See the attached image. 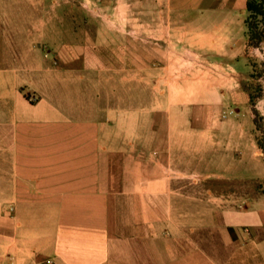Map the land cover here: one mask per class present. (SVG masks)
<instances>
[{
	"label": "crops",
	"instance_id": "obj_1",
	"mask_svg": "<svg viewBox=\"0 0 264 264\" xmlns=\"http://www.w3.org/2000/svg\"><path fill=\"white\" fill-rule=\"evenodd\" d=\"M246 3L0 0V264H264Z\"/></svg>",
	"mask_w": 264,
	"mask_h": 264
},
{
	"label": "rangeland",
	"instance_id": "obj_2",
	"mask_svg": "<svg viewBox=\"0 0 264 264\" xmlns=\"http://www.w3.org/2000/svg\"><path fill=\"white\" fill-rule=\"evenodd\" d=\"M247 55L252 67V74L249 81L252 102L249 101L248 103L250 113H248L249 117L247 120L249 121L248 125L253 126V135L256 137V142L261 145V147L259 145L258 147L261 150V157L264 160V42L258 47L249 50ZM237 109L239 110V115L234 114L230 116L232 118L240 117L243 121L246 120L243 116L245 108L238 105ZM188 182L191 181H177V185ZM192 182V190L196 198L205 196L207 190L214 196L220 197V199L232 204H235L234 201L239 202L240 195L242 196V200H245L246 196H264V179L235 182L230 179L209 178L205 180L194 179Z\"/></svg>",
	"mask_w": 264,
	"mask_h": 264
},
{
	"label": "trees",
	"instance_id": "obj_3",
	"mask_svg": "<svg viewBox=\"0 0 264 264\" xmlns=\"http://www.w3.org/2000/svg\"><path fill=\"white\" fill-rule=\"evenodd\" d=\"M246 9L247 49L256 48L264 42V0H247ZM249 95V101L252 102L251 94ZM257 145L261 147L260 144Z\"/></svg>",
	"mask_w": 264,
	"mask_h": 264
},
{
	"label": "built area",
	"instance_id": "obj_4",
	"mask_svg": "<svg viewBox=\"0 0 264 264\" xmlns=\"http://www.w3.org/2000/svg\"><path fill=\"white\" fill-rule=\"evenodd\" d=\"M30 100L33 102V101H35V98H31Z\"/></svg>",
	"mask_w": 264,
	"mask_h": 264
}]
</instances>
